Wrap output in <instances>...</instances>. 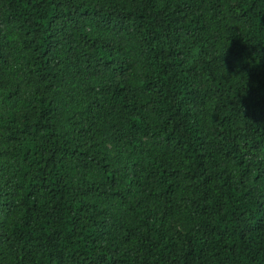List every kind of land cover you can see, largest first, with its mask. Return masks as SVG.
Here are the masks:
<instances>
[{
	"label": "trees",
	"instance_id": "obj_1",
	"mask_svg": "<svg viewBox=\"0 0 264 264\" xmlns=\"http://www.w3.org/2000/svg\"><path fill=\"white\" fill-rule=\"evenodd\" d=\"M0 264H264V0H0Z\"/></svg>",
	"mask_w": 264,
	"mask_h": 264
}]
</instances>
